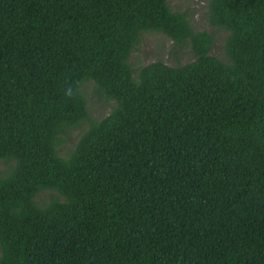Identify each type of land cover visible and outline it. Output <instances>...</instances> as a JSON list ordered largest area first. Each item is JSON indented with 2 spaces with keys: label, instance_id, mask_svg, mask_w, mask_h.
I'll list each match as a JSON object with an SVG mask.
<instances>
[{
  "label": "trees",
  "instance_id": "trees-1",
  "mask_svg": "<svg viewBox=\"0 0 264 264\" xmlns=\"http://www.w3.org/2000/svg\"><path fill=\"white\" fill-rule=\"evenodd\" d=\"M208 9L227 60L168 0H0V264H264V0ZM148 31L194 58L134 69Z\"/></svg>",
  "mask_w": 264,
  "mask_h": 264
},
{
  "label": "rangeland",
  "instance_id": "rangeland-1",
  "mask_svg": "<svg viewBox=\"0 0 264 264\" xmlns=\"http://www.w3.org/2000/svg\"><path fill=\"white\" fill-rule=\"evenodd\" d=\"M209 0H168L172 10L185 12L192 29L195 32H206L212 38L211 54L227 60L225 40L228 32L212 24L208 9ZM194 58L189 43L176 44L171 38L161 32L148 31L142 34L137 48L130 55L128 62L137 69L149 62L160 60L169 65L184 64ZM82 94L86 101L87 118L75 128L66 129L59 135L58 150L60 155L66 156L75 146L82 132L89 126L90 121L98 120L109 113L114 101L98 94L94 83L88 81L82 87ZM6 164L0 161V171ZM60 197L56 191H44L38 197L39 202H48L52 198Z\"/></svg>",
  "mask_w": 264,
  "mask_h": 264
}]
</instances>
